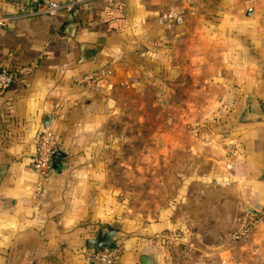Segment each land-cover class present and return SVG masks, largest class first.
<instances>
[{
  "label": "rangeland",
  "instance_id": "rangeland-1",
  "mask_svg": "<svg viewBox=\"0 0 264 264\" xmlns=\"http://www.w3.org/2000/svg\"><path fill=\"white\" fill-rule=\"evenodd\" d=\"M128 1L142 24L134 26L140 40L131 51L142 59L139 67L132 66V56L115 67L107 63L104 68L111 76L100 90L115 78L111 101L82 114L75 121L77 129L68 133L71 138L59 140L62 147L73 140L59 175L69 179L65 187L83 214L67 215L68 220L81 224L75 233L85 264L90 251L86 241L96 239L106 227L118 229L122 239L139 237L167 244L175 264H194L202 250L193 247L184 253L180 245L185 231L192 243L195 237L189 231L194 233L196 227L208 238L212 232L222 237L235 225L237 230L241 217L235 212L236 199L230 186L218 179L244 150L239 140L249 122L240 103L245 95L241 86L247 58L242 53L244 44L225 38L198 41L190 34L196 30L195 17H226L233 6L264 0ZM184 21L187 24L181 29L187 36H179ZM154 24L165 28L154 40L166 44L152 50L145 44ZM213 27L212 36L225 31ZM196 46L202 64L201 57L196 62L193 56ZM232 231L220 239L233 244L232 263H222L219 257L211 262L241 264L243 256L259 264L258 244L248 256L244 242H233ZM115 244L124 247L122 240Z\"/></svg>",
  "mask_w": 264,
  "mask_h": 264
},
{
  "label": "crops",
  "instance_id": "crops-1",
  "mask_svg": "<svg viewBox=\"0 0 264 264\" xmlns=\"http://www.w3.org/2000/svg\"><path fill=\"white\" fill-rule=\"evenodd\" d=\"M65 1L0 0V69L35 66L10 89L0 92V264H85L81 241L75 233L81 224L68 220L69 215L82 214L81 209L78 211L81 206L75 205L73 194L65 187L69 179L54 171L43 194L36 196L39 179L33 172V160L38 133L42 127L52 126L57 147L62 146L59 140L76 128V119L103 108L107 99L111 101L115 78L103 90L93 91L80 84L83 77L107 63L113 62L115 67L127 56H132V66L139 67L142 60L131 52L140 40L134 26H142L130 9L132 0L131 4L128 0H86L75 4L71 11L64 7ZM52 2L61 5L56 14L37 13L40 6ZM198 17L194 21L196 30L190 34L195 40L225 38L244 44L242 53L248 59L243 60L241 86L245 95L240 103L249 122L239 140L244 150L237 153L218 181L224 180L230 186L239 218L245 213L258 214L264 209V1L233 6L226 17ZM3 20L5 25L1 24ZM186 24L184 21L179 25V36H187L181 29ZM213 25L225 31L212 36ZM151 27L147 43L158 39L157 34L160 36L165 29L155 24ZM147 43V49H155ZM128 44L133 47L128 48ZM83 47L90 59L85 63ZM200 51L196 46L193 56L196 62L201 57L198 62L202 64ZM252 55L256 58L251 59ZM252 72L257 74H247ZM250 99L260 105L255 115L247 113ZM72 141L67 143L69 156ZM231 228L226 230H233L230 235L236 225ZM193 231H189L195 237L191 243L183 230L180 247L185 254L193 247L202 250L199 262L194 264H213L211 259L218 257L222 263H232L229 256L233 244L230 239L220 240L226 231L222 237L212 232L210 238L197 227ZM121 240L124 253L120 264H142L143 256L155 264H175L167 244L139 237ZM255 244L258 262L264 264V225L244 241V253L250 256ZM241 264L251 263L242 256Z\"/></svg>",
  "mask_w": 264,
  "mask_h": 264
},
{
  "label": "built area",
  "instance_id": "built-area-1",
  "mask_svg": "<svg viewBox=\"0 0 264 264\" xmlns=\"http://www.w3.org/2000/svg\"><path fill=\"white\" fill-rule=\"evenodd\" d=\"M86 0H66L64 7L67 11L74 9L75 4H82ZM61 9L58 3H49L40 6L37 13L56 14ZM5 20L1 22L5 25ZM35 69V66L17 70L0 69V92L10 89L20 76H24ZM111 76L108 69H99L87 73L80 84L93 91H100ZM56 132L52 126H44L40 129L37 138V150L33 160V172L39 179L36 196L43 194L45 183H48L54 174L53 162L56 153ZM264 225V209L258 214L245 213L239 223L233 237L236 245L244 242L250 234L259 226ZM124 247L114 244L104 250H90L87 253L88 264H120Z\"/></svg>",
  "mask_w": 264,
  "mask_h": 264
},
{
  "label": "water",
  "instance_id": "water-1",
  "mask_svg": "<svg viewBox=\"0 0 264 264\" xmlns=\"http://www.w3.org/2000/svg\"><path fill=\"white\" fill-rule=\"evenodd\" d=\"M87 54L84 49L82 48V63L87 62ZM247 113L249 115H255L257 112H259L260 105L258 101L250 99L247 102ZM49 123V119L46 121V125ZM69 157L68 148L58 146L56 148V153L54 155V162H53V170L56 173H59L61 171V167L63 165V160L67 159ZM123 237V233L120 232L118 229L112 228V227H106L98 231L97 238L94 240H88L86 241V248L89 250H104L112 247L116 242L121 240ZM142 264H155L154 260L143 256L141 258Z\"/></svg>",
  "mask_w": 264,
  "mask_h": 264
},
{
  "label": "trees",
  "instance_id": "trees-1",
  "mask_svg": "<svg viewBox=\"0 0 264 264\" xmlns=\"http://www.w3.org/2000/svg\"><path fill=\"white\" fill-rule=\"evenodd\" d=\"M166 43L164 41H156L154 39L149 41V45H151L152 47H160L165 45Z\"/></svg>",
  "mask_w": 264,
  "mask_h": 264
}]
</instances>
